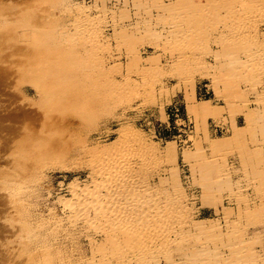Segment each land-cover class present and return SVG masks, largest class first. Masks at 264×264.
Segmentation results:
<instances>
[{
  "label": "rangeland",
  "instance_id": "374dc122",
  "mask_svg": "<svg viewBox=\"0 0 264 264\" xmlns=\"http://www.w3.org/2000/svg\"><path fill=\"white\" fill-rule=\"evenodd\" d=\"M0 264H264V0H0Z\"/></svg>",
  "mask_w": 264,
  "mask_h": 264
},
{
  "label": "bare ground",
  "instance_id": "6f19581e",
  "mask_svg": "<svg viewBox=\"0 0 264 264\" xmlns=\"http://www.w3.org/2000/svg\"><path fill=\"white\" fill-rule=\"evenodd\" d=\"M106 17V16H105ZM79 28V27H78ZM81 30V29H80ZM118 148V147H117ZM122 153V152H121ZM111 156V155H110ZM112 157V156H111ZM113 161V160H112ZM143 162V161H142ZM121 163V162H120ZM104 165V164H103ZM111 168V167H110ZM94 169V168H93ZM105 169V168H104ZM115 171V170H114ZM109 173H111V172H109ZM97 174V173H96ZM100 175V174H99ZM98 174H97V176H99ZM105 176V175H104ZM115 182V181H114ZM106 183V182H105ZM108 185V184H107ZM124 187V186H123ZM101 188H103V187H101ZM98 191V190H97ZM112 191V190H111ZM129 192V191H128ZM83 193V192H82ZM114 193V192H113ZM75 194V193H74ZM73 194V195H74ZM72 195V196H73ZM93 195V194H92ZM99 195V194H98ZM104 195V194H103ZM119 195V194H118ZM109 198H111V197H109ZM97 199V198H96ZM112 199V198H111ZM79 200H81V199H79ZM107 201V200H106ZM130 201V200H129ZM67 202V201H66ZM79 202V201H78ZM98 202V201H97ZM85 203V202H84ZM99 203V202H98ZM106 204V203H105ZM79 205V204H78ZM92 205V204H91ZM69 207V206H68ZM124 207V206H123ZM102 208V207H101ZM103 210H104V208H102ZM137 209V208H136ZM70 210V209H69ZM71 211V210H70ZM78 211V210H77ZM72 212V211H71ZM79 212H80V210H79ZM108 213H109V211H107ZM121 212V211H120ZM111 213V212H110ZM141 213H143V212H141ZM80 214V213H79ZM104 214H106V213H104ZM127 214V213H126ZM121 215V214H120ZM73 216V215H72ZM118 216V215H117ZM116 217V216H115ZM116 220V219H115ZM77 221V220H76ZM117 221V220H116ZM106 222V221H105ZM120 223V222H119ZM96 224V223H95ZM128 225V224H127ZM147 226V225H146ZM102 228V227H101ZM163 228V227H162ZM96 230V229H95ZM130 230V229H129ZM162 233V232H161ZM166 233H168V232H166Z\"/></svg>",
  "mask_w": 264,
  "mask_h": 264
}]
</instances>
